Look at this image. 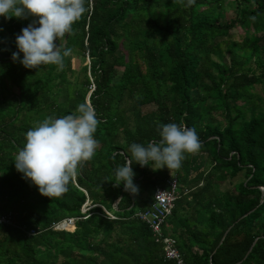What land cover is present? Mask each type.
<instances>
[{
  "label": "trees",
  "instance_id": "obj_1",
  "mask_svg": "<svg viewBox=\"0 0 264 264\" xmlns=\"http://www.w3.org/2000/svg\"><path fill=\"white\" fill-rule=\"evenodd\" d=\"M186 5L90 0L57 41L88 60L77 72L71 55L63 70L13 61L16 36L34 18L0 17V219L10 220L0 221V264H174L138 217L170 174L186 194L162 232L184 264H264V100L254 90L264 85V0ZM82 103L101 121L96 155L62 197L42 196L15 155L30 128ZM169 123L195 128L198 153L179 170L133 162L135 196L116 186L130 145L159 141ZM66 218L76 219L72 228H53Z\"/></svg>",
  "mask_w": 264,
  "mask_h": 264
},
{
  "label": "clouds",
  "instance_id": "obj_2",
  "mask_svg": "<svg viewBox=\"0 0 264 264\" xmlns=\"http://www.w3.org/2000/svg\"><path fill=\"white\" fill-rule=\"evenodd\" d=\"M86 3L90 6V0H0V17L5 20L34 18L16 36L18 51L12 53V60H19L27 69L55 65L63 70L72 49L61 50L57 41L73 32L72 26L89 11ZM194 4L195 0H187L186 6ZM100 123L88 103L79 104L74 114L46 117L25 133V143L14 159L16 171L40 195L62 197L83 165L96 155L99 142L94 134ZM159 136V141L147 146L130 145L131 158L115 169L116 186L123 183L124 190L135 196L139 187L133 181V162L153 170H179L186 155L196 154L202 147L195 128L176 123L160 126Z\"/></svg>",
  "mask_w": 264,
  "mask_h": 264
},
{
  "label": "built area",
  "instance_id": "obj_3",
  "mask_svg": "<svg viewBox=\"0 0 264 264\" xmlns=\"http://www.w3.org/2000/svg\"><path fill=\"white\" fill-rule=\"evenodd\" d=\"M181 194H186V192H180L176 177L171 175L166 180L164 186L155 188L152 195V201H150V207L145 212L138 214L140 220H142L151 230L154 240L162 246L164 259L173 262L174 264H184V262L176 247V241L169 236H164L162 230L165 226L166 220L172 214L175 201L180 198ZM82 212H85V209H83ZM104 212L113 218L105 210ZM75 220L76 219L73 218H66L63 221L54 224L53 228L69 230L73 227ZM0 221L6 224L10 223L9 218L6 217H2ZM31 234L34 235L36 233L31 232Z\"/></svg>",
  "mask_w": 264,
  "mask_h": 264
},
{
  "label": "rangeland",
  "instance_id": "obj_4",
  "mask_svg": "<svg viewBox=\"0 0 264 264\" xmlns=\"http://www.w3.org/2000/svg\"><path fill=\"white\" fill-rule=\"evenodd\" d=\"M237 30H232L231 32L232 33H235ZM75 61H77V64L75 63ZM88 62H87V60L86 59H83V58H81V57H79L77 54H75V53H73L72 55H71V64H72V69L74 70V71H79L80 70V68H82L85 64H87ZM73 78L72 77H70V80H72ZM255 93L256 94H258L260 97H261V101L262 100H264V85H262V84H260V85H257L256 87H255ZM171 176V174L168 176V177H170ZM242 176H243V174H241L240 176H238L237 177V179L236 180H241L242 179ZM166 179V178H165ZM164 179V180H165ZM163 180V181H164ZM162 181V182H163ZM163 184H164V182H163ZM163 184H161V185H163ZM229 186L226 184V185H224L222 188L223 189H225V188H228ZM146 193V192H145ZM142 197L145 199V194L143 193L142 194ZM137 204H136V206H135V211H138L139 209H140V207H142L143 205H145V203L143 202V200H139V201H137L136 202ZM86 211V210H85Z\"/></svg>",
  "mask_w": 264,
  "mask_h": 264
},
{
  "label": "water",
  "instance_id": "obj_5",
  "mask_svg": "<svg viewBox=\"0 0 264 264\" xmlns=\"http://www.w3.org/2000/svg\"><path fill=\"white\" fill-rule=\"evenodd\" d=\"M87 62H88V60H87ZM88 96H89V95H88ZM263 196H264V194L261 195V197H263ZM119 200H120V198H118V199L116 200V202L113 203L115 207H116V205H117L116 203L119 202ZM245 216H246V215H245ZM245 216H243V217H245ZM229 230H230V228L227 229V231L225 232L224 236L228 233Z\"/></svg>",
  "mask_w": 264,
  "mask_h": 264
}]
</instances>
